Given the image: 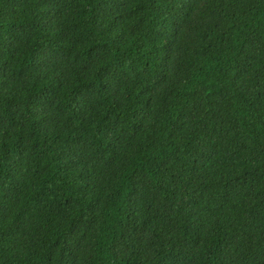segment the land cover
Wrapping results in <instances>:
<instances>
[{
    "label": "trees",
    "instance_id": "trees-1",
    "mask_svg": "<svg viewBox=\"0 0 264 264\" xmlns=\"http://www.w3.org/2000/svg\"><path fill=\"white\" fill-rule=\"evenodd\" d=\"M0 264H264V0H0Z\"/></svg>",
    "mask_w": 264,
    "mask_h": 264
}]
</instances>
